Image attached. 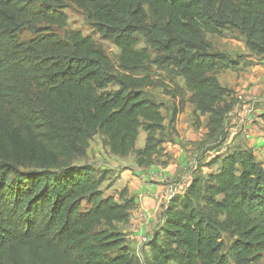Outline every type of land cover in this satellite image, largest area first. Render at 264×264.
Segmentation results:
<instances>
[{"label": "trees", "instance_id": "trees-1", "mask_svg": "<svg viewBox=\"0 0 264 264\" xmlns=\"http://www.w3.org/2000/svg\"><path fill=\"white\" fill-rule=\"evenodd\" d=\"M235 2L227 11L218 0H0V264L264 259V165L253 151L230 153L218 172L195 177L183 195L170 199L162 229L148 243V259L128 247L117 227L129 223L135 197L127 189L120 200L106 195L105 175L90 162L77 163L98 134L113 154L134 153L140 167L161 157L155 136L164 115L143 90L154 81L133 75L152 58L147 47L138 48L143 29L183 66L197 112L209 114L212 130L223 128L218 105L229 89L214 76L237 63L211 52L207 34L220 35L226 25L241 28L251 53L264 57V0ZM68 3L120 48L124 74H113L109 56L92 37L54 31L67 25ZM24 30L35 36L22 40ZM113 82L120 86L114 92ZM143 125L147 139L137 148ZM225 233L234 238L231 245L223 242Z\"/></svg>", "mask_w": 264, "mask_h": 264}, {"label": "rangeland", "instance_id": "rangeland-1", "mask_svg": "<svg viewBox=\"0 0 264 264\" xmlns=\"http://www.w3.org/2000/svg\"><path fill=\"white\" fill-rule=\"evenodd\" d=\"M221 1L225 2L227 11L236 7L235 0H218V2ZM64 11L68 16L67 25L55 27L54 31L61 37H68L72 32H81L84 36L92 37L109 56L113 74L116 76L124 74L125 72L119 66L121 50L116 43L104 38L88 21L87 15L81 8L68 3ZM147 12L149 14L148 22L151 23L153 18L149 8H147ZM221 30L220 35L207 34V40L211 43L210 51L224 53L228 59L237 63V68H223L215 72L214 77L222 86L229 89V92L223 97L224 101L218 105L222 113L223 128L215 131L209 125V114L202 116L197 112V105L193 101L196 96L192 90V84L184 75H181L183 66H178L175 61L171 60L163 51L162 46L153 45L146 37L144 29L137 36L138 48L147 47L152 58L133 75L137 77L148 75L153 79L152 86L143 88L145 97L160 105L164 115L163 128L159 129L155 136L158 146L163 151L161 157L154 158V164H161L165 160L179 163V166L183 165L178 168V172L180 169L182 170L179 172L180 176L176 172L171 178L174 185L180 183L183 187L177 186L184 188V190L179 188L177 195H183L189 187L186 184L190 185L195 177L205 180L209 174L218 172L221 160L230 153L251 150L256 159L264 165V57H258L251 53L241 28L226 25L222 26ZM34 36L27 30L20 34L22 40L31 39ZM119 88L120 86L113 82L109 90L114 92ZM172 119L174 121H171ZM147 135V126L143 125L136 144L137 148H143ZM104 139V135H96L90 143L88 154L83 159H77V163L84 161L92 163L98 175L106 177L101 186L103 192L106 195L115 194L116 199L120 200V194L126 188L121 186L123 189L119 190L113 187V184L117 178L121 177L120 169L134 167L132 162L136 161V157L132 153L124 161L118 160L120 159L118 157L121 156H114ZM174 145L180 146L183 150L182 154L184 155L181 157L184 156V160L181 163L178 162L179 154L176 155L170 149ZM144 167L148 168L149 166ZM132 170L134 171L135 168ZM145 181L153 183L149 177ZM168 203L165 202L159 206V210H154L155 214L153 213L149 222L146 220L144 222V219L141 218L139 204L131 211L129 223L117 225L126 234L128 247L132 250L137 248L136 250L146 259H148L147 244L155 232L161 231ZM199 205L204 207L202 201ZM145 224L151 226L147 237L139 235V237H135L136 242L133 243L131 236L134 234L130 236V232L145 226ZM222 240L228 246L233 243L234 238L229 233H225ZM134 245L136 246L134 247ZM258 264H264V259Z\"/></svg>", "mask_w": 264, "mask_h": 264}, {"label": "crops", "instance_id": "crops-1", "mask_svg": "<svg viewBox=\"0 0 264 264\" xmlns=\"http://www.w3.org/2000/svg\"><path fill=\"white\" fill-rule=\"evenodd\" d=\"M170 149L173 152H175L176 155L179 154L178 162L181 163L184 160V156L183 157L181 156L184 154H182L183 150H181L180 146L174 145V147L171 146ZM180 150H181V153H180ZM113 155L117 156L115 154ZM118 158H120L118 160L124 161L128 157L123 156V157H118ZM126 164L128 163L126 162ZM132 164L134 165V167H131V168L124 167L128 169H124V168L120 169L121 177L117 178V181L113 184V187L119 190H122L125 187L129 191V194L135 197L137 205L140 204L139 207L141 208V212H140L141 218L144 219V222L145 220L146 222H149L152 219V215L155 214L154 210H159L160 208L159 206L161 204L165 202L168 203L170 201L169 189L175 188L174 191L176 192V194L179 193L180 187H178L177 185L181 186V184L178 183L174 185L171 182L172 181L171 178L174 177V174H176V172H178V168L180 166L183 167V165L180 164L179 166V163L177 164L174 161L167 162L165 160L162 161L161 164H152L148 168L140 167L137 164V161H133ZM133 168H135L134 171L132 170ZM180 171L182 170L180 169L179 172ZM179 172H178V175L180 176ZM148 177L151 180H153L152 184L147 183L145 181L147 180ZM188 184L189 183L186 184L187 187H188ZM121 186H123V188H121ZM180 189L184 190V188H180ZM111 195H115V194H111ZM149 227H151L150 224H145V226L139 227L138 229H135L132 232H130V236L131 234H134L131 236V241L135 243L136 242L135 237H139V235L146 236L147 233H149L148 232L150 230ZM135 246L136 245H134V247ZM147 248H148L147 250L149 251L150 248L148 244H147ZM133 250H135V248Z\"/></svg>", "mask_w": 264, "mask_h": 264}, {"label": "built area", "instance_id": "built-area-1", "mask_svg": "<svg viewBox=\"0 0 264 264\" xmlns=\"http://www.w3.org/2000/svg\"><path fill=\"white\" fill-rule=\"evenodd\" d=\"M176 195V192L174 191V189L172 188V189H169V196H170V199L173 197V196H175ZM137 251V254L140 256V257H143V255H141L139 252H138V250H136Z\"/></svg>", "mask_w": 264, "mask_h": 264}]
</instances>
